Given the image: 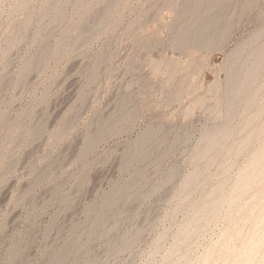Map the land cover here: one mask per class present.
<instances>
[{
    "label": "rangeland",
    "instance_id": "1",
    "mask_svg": "<svg viewBox=\"0 0 264 264\" xmlns=\"http://www.w3.org/2000/svg\"><path fill=\"white\" fill-rule=\"evenodd\" d=\"M263 53L264 0H0V264H264Z\"/></svg>",
    "mask_w": 264,
    "mask_h": 264
},
{
    "label": "bare ground",
    "instance_id": "2",
    "mask_svg": "<svg viewBox=\"0 0 264 264\" xmlns=\"http://www.w3.org/2000/svg\"><path fill=\"white\" fill-rule=\"evenodd\" d=\"M185 31V30H184ZM189 34H190V32H189ZM183 38V37H182ZM193 38V37H192ZM209 38H211V37H209ZM199 41V40H198ZM202 41V40H201ZM197 42V41H196ZM192 45H194V44H192ZM246 45V44H245ZM247 46V45H246ZM252 52H254L253 50H252ZM250 54V53H249ZM256 53L254 52V55H255ZM264 54V53H263ZM259 55H260V53H259ZM241 57V56H240ZM250 57V56H249ZM251 58V57H250ZM246 59V58H245ZM238 60V59H237ZM241 64V63H240ZM254 67V66H253ZM244 70V69H243ZM259 72V71H258ZM228 73V72H227ZM230 74V73H229ZM231 75V74H230ZM245 76V75H244ZM251 76H249V78H250ZM253 80V79H252ZM232 84V83H231ZM253 84V83H252ZM227 89V88H226ZM229 90V89H228ZM227 93V92H226ZM228 94V93H227ZM248 96V95H247ZM229 99V98H228ZM237 99V98H236ZM247 100V99H246ZM208 135V134H207ZM210 137V136H209ZM263 158V157H262ZM258 160H259V158H258ZM259 162V161H258ZM263 162V161H262ZM253 164V163H252ZM258 164V163H257ZM253 170V169H252ZM251 172V171H250ZM256 177H257V175H256ZM254 181V180H253ZM249 182V181H248ZM241 185H243V184H241ZM238 187V186H237ZM237 189V188H236ZM238 190V189H237ZM243 190V189H242ZM243 192V191H242ZM236 199V198H235ZM235 201V200H234ZM263 222V221H262ZM258 224H260V222H258ZM254 228H255V226H254ZM259 230V229H258ZM261 230V229H260ZM250 233V232H249ZM253 233V232H252ZM255 233H257V232H255ZM257 235H259V234H257ZM253 236V235H252ZM254 237V236H253ZM264 237V236H263ZM248 241V240H247ZM257 242H259V240H257ZM257 242H255V243H257ZM246 243V242H245ZM252 243V242H251ZM260 243V242H259ZM247 244V243H246ZM256 245H254V247H255ZM258 246V245H257ZM256 246V247H257ZM242 247V246H241ZM246 248V247H245ZM241 249V248H240ZM250 249V248H249ZM256 249V248H255ZM245 252V251H244ZM254 252V251H253ZM243 253V252H242ZM241 253V254H242ZM244 254H246V255H244ZM242 256H247L248 255V253H244ZM238 257V256H237ZM264 257V256H263ZM239 258V257H238ZM247 258H249V257H247ZM246 261V260H245ZM244 262V261H243ZM244 264V263H243Z\"/></svg>",
    "mask_w": 264,
    "mask_h": 264
}]
</instances>
